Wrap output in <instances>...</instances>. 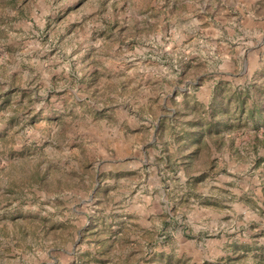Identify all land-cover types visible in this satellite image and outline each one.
<instances>
[{
  "label": "rangeland",
  "instance_id": "obj_1",
  "mask_svg": "<svg viewBox=\"0 0 264 264\" xmlns=\"http://www.w3.org/2000/svg\"><path fill=\"white\" fill-rule=\"evenodd\" d=\"M263 84L264 0H0V264H77L97 241L78 233L85 214L124 204L154 217L175 256L201 243L212 254L193 264H253L264 254V115L253 129L233 99L250 87L246 105L259 102ZM217 86L233 133L206 136L190 164L170 168L162 140L132 133L165 107L207 117ZM118 169L128 173L103 178ZM162 189L169 203H153ZM101 249L92 263L107 264ZM175 256L154 264L185 263Z\"/></svg>",
  "mask_w": 264,
  "mask_h": 264
},
{
  "label": "crops",
  "instance_id": "obj_2",
  "mask_svg": "<svg viewBox=\"0 0 264 264\" xmlns=\"http://www.w3.org/2000/svg\"><path fill=\"white\" fill-rule=\"evenodd\" d=\"M160 105L165 107L164 102H161ZM181 107L184 108L183 105H181ZM190 107L192 106L187 104V106L184 108L186 109L185 111L188 109L190 111ZM165 108L167 111H169L168 114L161 113L158 115L155 122H145L143 125H138L137 127L132 128V133L136 134L135 136L138 138H142L149 134V143L156 139L162 140V146L160 145L161 149L159 150V157L161 158V162H165L166 164L168 163L170 168L173 167L172 162L177 163L180 161V157L184 159L185 163L190 164L193 161V155L197 153L200 147L203 144L207 146V143L205 142L206 136L220 139V137H224L226 134L233 133V131L228 133L224 127L222 128L221 124H219V127L216 128V119H213L210 123V117L208 115L207 117L205 116L198 120L196 118H192L195 117L192 111V113L189 114L191 118L186 117L182 120L176 115L180 111V106H177V108ZM212 124L214 125L211 126ZM130 135L131 134L129 132H126L127 140H130ZM109 138L110 135L107 134L105 140H108ZM111 138L117 140L116 137ZM124 138L125 137H123V140ZM130 144L131 143L127 141V146L130 147ZM170 144H172L173 148L170 146ZM143 146L144 145H142V147ZM190 148H192V150L186 152L184 155L183 152ZM76 151V153H79L78 150ZM142 152L145 154L144 149H142ZM127 173L128 172L120 171V169H118L114 172H106L103 178L106 180L121 178ZM165 192L166 189H162L161 196L154 195L152 202H158L159 200L160 202H165V204L169 203L168 197H165ZM150 199L151 198H149V200ZM165 204L163 203L161 206L163 207ZM124 206L126 208H124V211L122 210L121 213H118V211L115 210V212L113 211L106 214H104V212L102 214L99 212L93 213L91 215L85 214L86 221L82 227L78 229V233L81 237L85 238L96 236L97 241H95L96 243L91 244L88 248H82L76 252L78 258L75 261L77 264H87V261L90 259L91 260L89 264H96L92 263V261L96 258L98 259L100 250L98 251L97 249L99 248H102L101 253L102 256H104V259L107 260V264H109V262L111 264H127V262L124 261V258L127 254L130 255L129 257L131 259L138 258L143 254V257L145 260H147V264L157 263L156 260L158 258H162L160 256L163 255L167 256L168 258L172 257V261L175 259L173 257L175 256L174 252L177 251V249H175L174 252L173 250L169 252L168 250H170V248L167 244L159 243L163 241L156 236L158 227L152 224V222H154V217H149L150 214L146 217H143L138 214V212L131 213L128 211L129 205L124 204ZM139 210L142 211V213H146L144 210ZM169 217H171L170 213H168V218ZM160 219L163 220L164 217H160ZM141 236L143 238H141ZM0 239H2L1 236ZM198 249H200L199 254H197L198 257L195 253L187 252L184 253V256L181 254H176V261L179 263L180 261L185 260L184 264H193L202 261L201 254L203 252L206 255L212 254V252H210V248L204 247V245L201 243L199 244ZM207 251L210 253H207ZM217 254L218 253L213 255L216 256ZM219 255H221V253ZM220 257L221 256H219V258ZM158 263L160 264L161 262L158 261Z\"/></svg>",
  "mask_w": 264,
  "mask_h": 264
},
{
  "label": "trees",
  "instance_id": "obj_3",
  "mask_svg": "<svg viewBox=\"0 0 264 264\" xmlns=\"http://www.w3.org/2000/svg\"><path fill=\"white\" fill-rule=\"evenodd\" d=\"M258 91H259V97L258 99L260 100L259 102L256 101L257 98H254L252 100V104L246 105L248 99L252 98V90L250 87L245 88L244 90H238L236 94H234L235 98L233 99L234 101V109L236 113L238 114V121H252L254 124L253 129L258 128L260 125L257 122V118L260 116L264 115V84L261 86H258ZM223 86H220V88L217 86V89L215 90L216 93L215 97L217 99H213L211 102V107L209 111V117H210V123L213 119H216L215 121V127L218 128L219 124H221L222 128L228 132L231 133L235 127L234 125L230 124L227 120H225V114H226V108L225 105L228 103L227 97L224 96L225 93L222 91ZM224 89L225 86H224ZM257 91V89L255 90ZM248 106V107H246ZM225 120V121H224ZM212 124L211 126H213ZM264 161V159H263ZM238 256L235 258L231 259V261L239 259L241 256H239V251H235ZM241 252V251H240ZM242 253V252H241ZM253 264H264V254L260 252L258 256H254ZM202 264H219L218 262H212L209 263L207 261H203ZM234 264H243L241 261L237 260ZM245 264V263H244Z\"/></svg>",
  "mask_w": 264,
  "mask_h": 264
}]
</instances>
